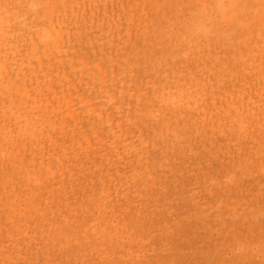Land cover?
Masks as SVG:
<instances>
[{"label":"rangeland","instance_id":"1","mask_svg":"<svg viewBox=\"0 0 264 264\" xmlns=\"http://www.w3.org/2000/svg\"><path fill=\"white\" fill-rule=\"evenodd\" d=\"M0 264H264V0H0Z\"/></svg>","mask_w":264,"mask_h":264}]
</instances>
